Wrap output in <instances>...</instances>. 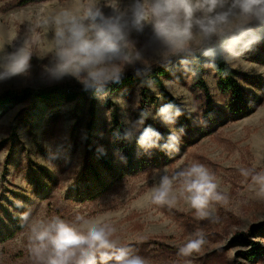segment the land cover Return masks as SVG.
I'll use <instances>...</instances> for the list:
<instances>
[{
  "label": "rangeland",
  "instance_id": "1",
  "mask_svg": "<svg viewBox=\"0 0 264 264\" xmlns=\"http://www.w3.org/2000/svg\"><path fill=\"white\" fill-rule=\"evenodd\" d=\"M115 2L97 0L101 5ZM127 2L120 0L121 5ZM75 3L50 0L0 12V55L23 42L26 26L37 23L38 14L51 16ZM134 39L139 47L145 38L134 35ZM52 47L51 31L39 29L37 43L32 45L37 73L32 74L31 67L27 77L0 82V93L5 88L26 87L35 81L33 75L39 87L63 88L51 102L37 98L31 104L14 105L0 116V264H31L27 225L21 221L27 211L32 218L60 216L68 221L78 212L86 218L102 217L117 228L121 244L147 264H264V200L255 197L239 172L241 167L264 169V45L258 43L238 62L229 64L242 75L238 79L244 90L240 103L221 91L214 70L208 67L203 74L208 96L182 70L164 81L179 105L191 97L205 121L201 124L197 114L187 112L178 118L174 127H183L185 132L179 151L172 155L159 149L144 154L134 139L122 146L111 134L113 115L123 130L126 119L139 116V87L103 100L96 95L70 101L63 95L83 88L74 78L47 83L42 73ZM147 62L157 63L150 54ZM150 90L148 112L154 115L166 103L155 86ZM19 116L22 123L14 125ZM147 125L165 138L169 135L159 119L149 117ZM101 145L106 155L97 152ZM191 163L208 168L217 179L218 190L227 197L214 205L211 220L195 219L182 199L168 208L152 204L147 195L165 170L172 175ZM197 230L206 240L201 252L179 256V246L194 238ZM241 233L259 244L262 254L256 260L246 259L250 247L238 237Z\"/></svg>",
  "mask_w": 264,
  "mask_h": 264
},
{
  "label": "clouds",
  "instance_id": "2",
  "mask_svg": "<svg viewBox=\"0 0 264 264\" xmlns=\"http://www.w3.org/2000/svg\"><path fill=\"white\" fill-rule=\"evenodd\" d=\"M108 8L106 11L105 8ZM39 29L52 33L51 54L43 66L49 84L74 78L85 91L96 93L103 100L108 86L119 83L127 67L137 64L136 75L142 84L153 87L147 75L149 54L160 66L168 68L179 58L180 69L195 76L193 67L199 56L206 58L205 67L215 69L222 59L233 64L264 40V0H120L101 5L97 0H76L73 8L62 7L51 16L37 15V23L25 28L23 42L12 51L0 55V82L27 77L33 58L32 45L37 43ZM136 37H144L137 47ZM197 114L198 106L191 97L183 105H161L153 115L141 112L135 120H125L123 133L116 131L114 140H135L138 150L148 154L159 149L167 155L179 151L185 132L176 129L178 118ZM159 119L169 129L165 138L146 120ZM97 152L106 155L105 148ZM139 154V152H138ZM240 175L248 182L255 197L264 200V169L241 167ZM215 175L200 163H191L182 170L161 175L147 194L150 202L173 208L182 199L193 210L197 220H211L214 205L227 197L218 190ZM27 225V250L31 264H147L121 244L117 228L102 217L86 218L76 213L71 221L60 216L32 218L31 211L21 215ZM182 246L178 255L191 257L201 252L206 243L197 230Z\"/></svg>",
  "mask_w": 264,
  "mask_h": 264
},
{
  "label": "trees",
  "instance_id": "3",
  "mask_svg": "<svg viewBox=\"0 0 264 264\" xmlns=\"http://www.w3.org/2000/svg\"><path fill=\"white\" fill-rule=\"evenodd\" d=\"M48 1L50 0H0V5L4 3V5L0 7V12L5 14L17 7H26L31 4H40ZM59 1L65 2L67 0H59ZM259 44L264 45V40H262ZM205 63H206V58L202 55L199 56L198 61L193 65L196 71V75L193 76L190 73L188 74L192 76L193 82L196 85V87H198L205 95L208 96L209 95L208 86L203 77ZM31 65H32V74H36L37 73L36 57L34 56L32 58ZM216 65H217L216 68L213 70L218 79L219 87L221 91L224 94L231 96L233 101L237 103L242 102V95L244 93V90L241 83L238 80L240 77H242V75H240L237 71L232 69L231 66L225 63L222 59L217 60ZM136 68H143V66L137 65ZM180 70L181 69L179 64V58H174L173 64L168 68L160 66L159 63H152L148 65V68L146 69L147 75L144 76L143 79L144 80L151 79L153 81L154 86L159 90L160 95L162 96L166 104L176 103L179 105L178 101L168 92L164 81L166 79H170L171 77H173ZM33 78L35 81L34 82L30 81V83L24 88H11V87L5 88L0 93V116L3 113L7 112L9 109H11V107L14 105L22 104V103L31 104L34 103L37 98H39L42 101L51 102L53 101V97L56 94L60 93L61 90L63 89L62 87L59 86L54 88H47L46 86L39 87L40 84L38 83L35 75H33ZM131 87H139L140 89L139 113L145 111L148 112V106L150 104L148 94L151 93L150 90L151 87L142 84V78L136 75L135 70L124 73L119 83L110 84L108 86V97L119 94L123 92L125 89ZM95 96L96 93L92 91H85L83 88H80L78 90H73L71 93L63 95V97H65L70 101H76L79 98L92 99ZM179 118H183V115L180 116ZM113 119H114L113 120L114 127L111 130L112 136L116 131H120L121 133H123L124 132L123 127L119 122V120L117 119L116 115H113ZM27 120H29V118ZM22 121L23 120L19 116L18 118H16L14 125L22 123ZM87 129L88 130H87L86 139H87V143L90 144L91 142L90 138L92 137L91 136L92 125L90 124ZM115 141L121 144L122 146L127 144V140H115ZM238 237L242 239V241L247 243L250 247L248 252L244 254L246 256V259L253 261L256 260L262 254L259 244L253 241L251 239L252 237H250L249 234L241 233Z\"/></svg>",
  "mask_w": 264,
  "mask_h": 264
}]
</instances>
